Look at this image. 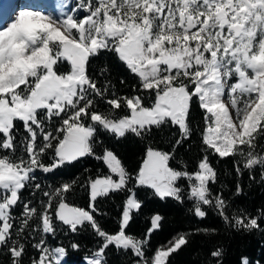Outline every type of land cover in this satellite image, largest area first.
Returning <instances> with one entry per match:
<instances>
[{
	"label": "snow or ice",
	"instance_id": "1",
	"mask_svg": "<svg viewBox=\"0 0 264 264\" xmlns=\"http://www.w3.org/2000/svg\"><path fill=\"white\" fill-rule=\"evenodd\" d=\"M62 8L59 19L21 11L0 29V255L26 264L30 246L37 255L29 264H62L66 247H50L45 237L91 229L99 245L86 264H108L113 248L131 252V264H173L196 236L216 232L191 228L153 248L164 226L159 212L142 236L129 231L147 207L140 190L190 204L194 223L211 209L237 231H264V209L231 211L214 189L211 162L231 158L237 175L247 171L254 180L259 169L264 182V0H66ZM105 57L136 77L130 93L92 74L93 61ZM108 71L105 65L100 75ZM193 104L203 112V155L191 170L184 161L174 168L176 149L193 135ZM163 126L178 133L172 150L149 146L135 174L104 143L105 136L109 143L149 139ZM86 157L108 170L87 179V208L70 203L75 180L44 186L35 175L62 174ZM26 190L40 194L38 203ZM241 192L237 184L235 194ZM117 194L119 228L109 233L96 218L98 198ZM203 264H224L223 248L210 249Z\"/></svg>",
	"mask_w": 264,
	"mask_h": 264
},
{
	"label": "trees",
	"instance_id": "2",
	"mask_svg": "<svg viewBox=\"0 0 264 264\" xmlns=\"http://www.w3.org/2000/svg\"><path fill=\"white\" fill-rule=\"evenodd\" d=\"M108 66L109 71L100 75V69ZM92 74L104 81L108 77L114 89L121 94L130 93L134 86L137 85L136 77L131 74L127 68L119 61L113 58L111 61L105 57L99 61H93ZM121 80L125 83L121 84ZM151 104L152 101L148 100ZM191 126L193 135L189 141H186L182 147L176 149V159L170 161L172 167L179 168L178 161H184L188 164L189 169H193L197 159L203 155L200 151V129L203 128V112L197 104H193L191 110ZM21 132L23 129L21 128ZM178 136L176 128L172 126H163L161 129H154L151 137L145 140H139L132 137L129 142L112 141L104 138V143L109 147L114 145V151L123 161L128 171L135 174L142 163L146 149L151 146L161 151L169 152L172 150L173 141ZM261 143H264L262 141ZM97 153L102 151L101 147L96 148ZM211 162L218 174V183L214 189L222 191L223 195L231 205V211L239 210L240 213L257 215L260 209H264V182L260 179V170L256 169L255 179H250V175L245 171L242 175H237L234 171V162L231 158L218 159L211 157ZM107 168L99 161L92 157H86L75 167L65 170L62 174H44L37 172L35 175L39 182L44 185H58L61 182L75 180L77 191L73 194L70 203L76 206L88 207V190L86 187L87 179L96 176L98 170ZM242 188L240 195L235 194L236 185ZM26 199H34L37 203L40 194L32 197L30 191H25ZM140 198L145 200L147 207L144 209V215L135 218L131 223L130 234L140 237L150 226L148 217L155 212H159L163 217V228L159 230L152 239V247L166 243L177 233L191 228H211L216 232L211 236L199 235L194 238L193 248L177 255L173 264H203L207 257V252L214 246H221L224 250V264H264V231H237L235 228L226 225L223 220L211 209L208 216L203 221L192 222L187 208L190 204H180L173 200L159 201L151 197V193L146 194V190H140ZM123 197L114 195L110 198H98V208L102 215L96 218L100 225L109 233H115L119 228L121 216V205ZM19 210H17L18 212ZM38 238V237H37ZM50 247L65 246L66 262L64 264H82L86 255H89L99 245V238L96 237L91 229L80 232L77 235H64L58 231L56 237H45ZM31 240V238H30ZM77 243L79 247L72 249L68 245ZM29 257L26 258V264H29L30 257L36 256L37 253L30 246L28 247ZM151 254V253H149ZM131 252H117L114 248L108 252V264H131ZM0 264H10L7 255H0Z\"/></svg>",
	"mask_w": 264,
	"mask_h": 264
},
{
	"label": "rangeland",
	"instance_id": "3",
	"mask_svg": "<svg viewBox=\"0 0 264 264\" xmlns=\"http://www.w3.org/2000/svg\"><path fill=\"white\" fill-rule=\"evenodd\" d=\"M36 1H38V0H36ZM56 1V0H55ZM19 3V2H18ZM49 3H52V5L53 6H55V5H58V0H57V2H54L53 0H49ZM66 3V0H62V4L61 5H64ZM45 4H47V3H45ZM59 6V5H58ZM60 9H59V11L61 12L62 10L63 11H66V9H63L62 8V6L61 7H59ZM21 11H34L33 10V7H31V8H29V7H27V8H20L19 9V11L17 12V14L15 15V17H13L11 20H10V24H11V22L16 18V16H18V14H19V12H21ZM44 15H49V16H52L53 18H56V19H59L60 18V14L58 13V9H54V8H50V7H47L45 10H44V13H43ZM2 23V22H1ZM4 25V27L6 26V25H10V24H8L7 22H5V23H3ZM88 257V256H87ZM65 258V257H64ZM63 258V259H64ZM84 263L86 264V258H85V260H84Z\"/></svg>",
	"mask_w": 264,
	"mask_h": 264
},
{
	"label": "bare ground",
	"instance_id": "4",
	"mask_svg": "<svg viewBox=\"0 0 264 264\" xmlns=\"http://www.w3.org/2000/svg\"><path fill=\"white\" fill-rule=\"evenodd\" d=\"M41 1L47 4H52V3H49V0H41ZM5 16H6V12H2V14L0 15V22L3 20Z\"/></svg>",
	"mask_w": 264,
	"mask_h": 264
},
{
	"label": "crops",
	"instance_id": "5",
	"mask_svg": "<svg viewBox=\"0 0 264 264\" xmlns=\"http://www.w3.org/2000/svg\"><path fill=\"white\" fill-rule=\"evenodd\" d=\"M2 3H4V4H5L6 2L3 0V1H2Z\"/></svg>",
	"mask_w": 264,
	"mask_h": 264
}]
</instances>
